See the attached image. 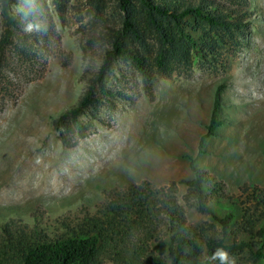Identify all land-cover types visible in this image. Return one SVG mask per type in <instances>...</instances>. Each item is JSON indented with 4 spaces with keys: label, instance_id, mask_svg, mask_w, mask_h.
<instances>
[{
    "label": "rangeland",
    "instance_id": "374dc122",
    "mask_svg": "<svg viewBox=\"0 0 264 264\" xmlns=\"http://www.w3.org/2000/svg\"><path fill=\"white\" fill-rule=\"evenodd\" d=\"M214 1L234 14L244 12L239 18L245 28L211 32L209 55L169 76L153 70L149 81L115 58L93 86L97 110L87 107L77 117L84 137L62 132L68 142L76 141L71 147L61 144V129L52 120L91 84L108 47V29H117L123 14L115 0L8 1L6 15L14 24L0 52V223L13 218L59 235L130 184L158 188L191 179L192 158L216 183L210 206H229L237 222L244 212L252 215L250 238L256 241L264 219L253 209L250 187L264 189V0ZM1 9L0 39L6 28ZM146 43L151 53L159 48L153 32ZM219 85L223 125L203 139L197 155ZM185 194L177 183L185 224L201 237L217 236L218 226ZM155 237L146 253L166 255L162 224ZM95 264L124 263L102 258ZM232 264L264 261L242 252Z\"/></svg>",
    "mask_w": 264,
    "mask_h": 264
},
{
    "label": "trees",
    "instance_id": "16d2710c",
    "mask_svg": "<svg viewBox=\"0 0 264 264\" xmlns=\"http://www.w3.org/2000/svg\"><path fill=\"white\" fill-rule=\"evenodd\" d=\"M8 1L12 0H0L6 23L0 52L7 42V27L14 24L6 15ZM115 1L123 14L120 26L108 29V47L91 84L75 105L52 120L53 127L61 129L63 146L71 147L76 141L68 142L62 132L71 130L77 133L78 139L84 137V125L77 117L87 107L97 110L100 101L92 96L93 86L101 84L115 58L131 65L144 81H149L153 70L169 76L175 68L187 70L194 60L209 55L212 47L206 37L211 32L239 33L245 28L239 18L244 12L234 14L214 0ZM149 32H153L159 42V48L153 53L146 43ZM220 89L219 85L213 92L209 119L199 138L197 155L202 153L203 139L213 136L223 125L218 113ZM101 92L108 97L111 95L103 89ZM188 161L193 176L177 183L186 188L184 200L189 199L198 213L209 216L218 226L217 236L201 237L185 224L182 208L175 199L176 182L155 188L142 181L109 194L108 201L93 216L84 217L56 236L48 235L36 223L30 228L13 218L0 223V264H95L102 258L124 264H221L220 259L214 257L218 249L228 253L226 264H232L233 258L242 252L255 261H264V222L253 241L249 230L254 222L252 215L244 212V217L237 222L229 206L220 211L212 208L209 193L216 183L195 165L194 159ZM246 188L244 185L242 192ZM250 196L253 209L264 219V189L251 186ZM160 224L167 237L166 255L146 253L147 243L156 239ZM235 231L240 234L237 240L231 237Z\"/></svg>",
    "mask_w": 264,
    "mask_h": 264
},
{
    "label": "clouds",
    "instance_id": "9594fccd",
    "mask_svg": "<svg viewBox=\"0 0 264 264\" xmlns=\"http://www.w3.org/2000/svg\"><path fill=\"white\" fill-rule=\"evenodd\" d=\"M214 257L215 258H219L221 261V264H226V262H228V253L223 250V249H218L215 253H214Z\"/></svg>",
    "mask_w": 264,
    "mask_h": 264
}]
</instances>
